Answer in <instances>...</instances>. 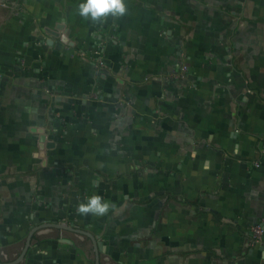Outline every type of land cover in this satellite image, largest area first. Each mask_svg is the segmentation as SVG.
<instances>
[{"label":"crops","instance_id":"0c3cea01","mask_svg":"<svg viewBox=\"0 0 264 264\" xmlns=\"http://www.w3.org/2000/svg\"><path fill=\"white\" fill-rule=\"evenodd\" d=\"M6 3L8 48L26 41V61L39 51L31 43L40 36L37 24L74 38L70 46L84 40L88 51L118 40L116 51L105 41V53L127 56L115 84L124 91L100 96L109 105L90 118L103 120L85 132L99 134L105 165L148 168L155 264H264V234L252 229L264 218V0H125L123 15L99 20L79 14L80 0ZM18 7L26 11L20 20ZM2 50L0 69L14 55ZM92 97L82 102L98 103ZM58 224L83 232L42 226L33 237L55 230L82 253L98 244L106 250L88 229ZM101 259L96 250L95 263Z\"/></svg>","mask_w":264,"mask_h":264},{"label":"rangeland","instance_id":"374dc122","mask_svg":"<svg viewBox=\"0 0 264 264\" xmlns=\"http://www.w3.org/2000/svg\"><path fill=\"white\" fill-rule=\"evenodd\" d=\"M67 3L60 0L61 7ZM7 5L6 1L0 5V49L14 55L12 64L0 69V257H17L36 225L73 223L107 245L105 251L100 244L94 246L100 264H155L158 251L151 248L149 237L148 168L105 165L108 153L94 140L99 134L85 132L87 125L103 120L90 118L91 111L100 114L109 105L106 100L101 103L100 96L124 91L115 84L123 78L118 61L121 64L127 56L105 53V41L116 51L118 40L110 37L88 51L84 40L70 46L74 38L49 35L37 24L40 36L31 43L39 51L26 61L21 56L29 45L26 41L8 48ZM13 13L18 20L26 15L19 7ZM24 32L27 40L30 32ZM100 79L108 82L94 83ZM91 95L98 103L82 102ZM87 137L90 143L85 142ZM125 157L132 162L133 152ZM93 192L110 202L109 212L79 215L77 204ZM56 234L46 229L34 237L22 264H96L93 249L84 251L86 258L71 237L56 239Z\"/></svg>","mask_w":264,"mask_h":264},{"label":"clouds","instance_id":"9594fccd","mask_svg":"<svg viewBox=\"0 0 264 264\" xmlns=\"http://www.w3.org/2000/svg\"><path fill=\"white\" fill-rule=\"evenodd\" d=\"M125 0H80L79 14L85 18L99 20L106 15H123L126 12ZM205 169L208 165H204ZM110 202L99 192L86 195L76 206L79 215L104 216L110 210Z\"/></svg>","mask_w":264,"mask_h":264},{"label":"water","instance_id":"95a60500","mask_svg":"<svg viewBox=\"0 0 264 264\" xmlns=\"http://www.w3.org/2000/svg\"><path fill=\"white\" fill-rule=\"evenodd\" d=\"M4 1H5V0H0V5H1ZM62 39H63V40H66L67 38H66L65 35H63V36H62ZM42 226H54V227L69 228V229H72V230L80 231L79 229H74V228H72V227L67 226L66 224H58V223H48V224H46V225L36 226V227L32 228V230H31L30 233L28 234L27 239H26L25 246H24L23 251H22L21 255L19 256V258H18L16 261H14V262H8V263H1V262H0V264H13V263H15V262H17V261L22 260V259L24 258V256H25V254H26V252H27V250H28L30 244H31V238H32L34 232H35L38 228H40V227H42ZM80 232H83V231H80ZM87 234H88V235H89V236L95 241V239H94V237L92 236L91 233L87 232ZM95 243H96V242H95ZM97 264H98V262H97Z\"/></svg>","mask_w":264,"mask_h":264},{"label":"flooded vegetation","instance_id":"af4514ba","mask_svg":"<svg viewBox=\"0 0 264 264\" xmlns=\"http://www.w3.org/2000/svg\"><path fill=\"white\" fill-rule=\"evenodd\" d=\"M5 1H6V2H12V0H5ZM15 1H16V0H15ZM33 236H34V235H33ZM33 236H32V238H31V242L34 240V237H33ZM25 243H26V241H25ZM25 243H24V246H25ZM24 246L22 247V249H21V251H20V253L18 254L17 257H15V258H12V257L8 258V257H6V256H5V257H0V262H1V263H8V262H14V261H16V260L19 258V256L21 255ZM27 251H28V250H27ZM26 255H27V252H26L24 258L26 257ZM24 258H23L22 260H20V261H17V262H15V263H13V264H22L23 261H24Z\"/></svg>","mask_w":264,"mask_h":264},{"label":"built area","instance_id":"2783aa9c","mask_svg":"<svg viewBox=\"0 0 264 264\" xmlns=\"http://www.w3.org/2000/svg\"><path fill=\"white\" fill-rule=\"evenodd\" d=\"M260 223L256 224L252 228L254 230L255 234L258 236V238H260L264 234V228L262 227V225H264V218L262 219V221Z\"/></svg>","mask_w":264,"mask_h":264}]
</instances>
